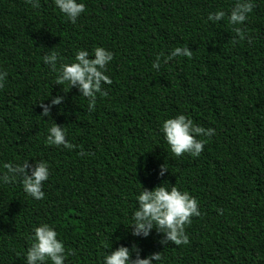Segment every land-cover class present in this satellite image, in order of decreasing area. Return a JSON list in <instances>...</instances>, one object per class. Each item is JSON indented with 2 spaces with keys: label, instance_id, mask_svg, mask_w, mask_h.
<instances>
[{
  "label": "trees",
  "instance_id": "trees-1",
  "mask_svg": "<svg viewBox=\"0 0 264 264\" xmlns=\"http://www.w3.org/2000/svg\"><path fill=\"white\" fill-rule=\"evenodd\" d=\"M0 264H264V0H0Z\"/></svg>",
  "mask_w": 264,
  "mask_h": 264
}]
</instances>
